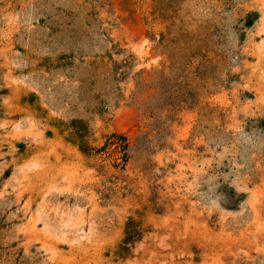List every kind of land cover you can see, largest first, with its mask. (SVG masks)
I'll return each mask as SVG.
<instances>
[{"label":"rangeland","instance_id":"rangeland-1","mask_svg":"<svg viewBox=\"0 0 264 264\" xmlns=\"http://www.w3.org/2000/svg\"><path fill=\"white\" fill-rule=\"evenodd\" d=\"M0 264H264V0H0Z\"/></svg>","mask_w":264,"mask_h":264}]
</instances>
